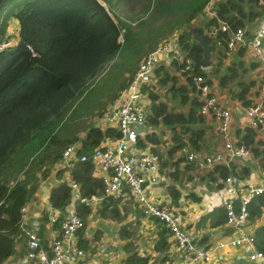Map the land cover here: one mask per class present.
<instances>
[{"label":"trees","instance_id":"1","mask_svg":"<svg viewBox=\"0 0 264 264\" xmlns=\"http://www.w3.org/2000/svg\"><path fill=\"white\" fill-rule=\"evenodd\" d=\"M210 1L0 0V263L15 252L16 241H24L19 226L20 208L32 197L66 144L79 140L77 155H88L85 160H72L68 166L80 196L102 193L101 177L92 173L89 155L104 137H117L119 132L109 126L85 123L78 135L74 127L76 116L81 112L99 116L105 111L138 62L170 36L181 56L199 58L202 48L184 28L186 24L198 23L215 61L210 70L193 62L185 69L184 59L178 57L154 66V79L141 86L149 100L145 126L152 129L136 134L135 144L150 143V151L158 154L162 166L183 145L210 153V141L214 137L216 141L220 134L208 130L206 117L199 111L201 100L192 81L194 74L202 75L209 83L215 80L245 107L253 104L260 93L264 108V93L254 90L256 80L251 77L255 67L259 73V61L251 56L245 61L244 46L226 48L229 29L244 28V36H251L249 27L262 16L264 6L257 0H213V14L206 15L203 9ZM9 17L17 21L16 40L12 42L7 40L6 32ZM220 21L227 24L225 30H220ZM228 53L230 58L224 63L222 59ZM117 58L120 67L101 85L99 107L91 109L99 103L97 99L84 107L86 94ZM237 143L247 146L251 156L264 167V136L258 126L245 125ZM193 167L196 168L193 163L185 166ZM205 172L215 187H222L226 175L245 177L249 166L234 159L227 164L214 162ZM179 175L176 167L170 179L179 180ZM168 188L175 200L177 190ZM47 199L58 210L51 226L58 230L55 238H60L61 214L70 199V187L59 182L50 188ZM125 199L103 196L95 211L103 217L122 219L128 201ZM191 199L198 200L199 196L191 195ZM253 201L252 214L258 215L260 206L264 207V196H256ZM74 208L85 222L89 205L76 199ZM201 218L210 225L223 223L224 208L215 205ZM45 220L43 213L42 221ZM156 225L159 240L155 248L161 250L167 245L169 232L158 219ZM42 229L43 224L39 227L41 236ZM253 243L264 252V225L255 227ZM83 244L78 241L77 245L82 248ZM146 258L134 253L124 262L143 264ZM235 264L253 263L237 259Z\"/></svg>","mask_w":264,"mask_h":264},{"label":"built area","instance_id":"2","mask_svg":"<svg viewBox=\"0 0 264 264\" xmlns=\"http://www.w3.org/2000/svg\"><path fill=\"white\" fill-rule=\"evenodd\" d=\"M211 2L203 9L204 14L212 15ZM257 4L264 6V0H257ZM220 30H225L227 24L219 22ZM264 13L256 21L251 36H244V28L229 29L226 39V48L244 46L251 57L259 61L260 71L257 82L261 94L264 93ZM163 57V58H162ZM178 57L184 59V67L188 68L192 60L189 56H181L174 38H168L152 51L148 52L139 62L131 76L127 79L112 104L101 114L99 121L105 127L115 128L119 135L110 145L103 142L94 146L89 157L106 170L101 176L102 193L98 196H80L78 184L70 179L71 203L63 210L60 220V238L51 239V247L44 248L39 235V224L34 221L24 225L22 220L25 205L20 208L21 220L19 226L25 229L23 264H72L86 256V251L72 243L63 242L72 237L78 229L82 228L84 221L76 212L73 200L79 199L89 205L103 196L116 198L125 196L131 198L144 216L157 218L168 230L170 246L176 252V261H148L145 264H205V260L214 250V246L202 243L197 237L188 232L183 225L180 211L169 201L153 199L147 191L146 184L156 181L159 157L156 152L147 148L135 146L134 136L137 134L134 124L145 125L146 111L143 104L142 84L153 80V68L160 59ZM192 81L201 100L199 111L204 115H211L217 122V128L224 138V152L213 151L207 153L191 149L183 145L178 150L180 163H193L198 168H205L214 162L227 164L230 160L239 159L248 165L250 149L233 142L228 136V123L230 110L221 105L213 91V86L205 77L194 74ZM246 125L258 126L259 133L264 136V108L257 101L244 108ZM101 119V120H100ZM145 127V126H144ZM83 152L77 155L76 144L68 143L61 150L57 162L68 166L72 160L87 159ZM174 164L169 166V171L174 172ZM246 177V176H245ZM244 176L226 175L222 180L221 190L224 192L220 205L225 211L224 224L230 227L229 239L216 242L215 246L231 245L245 246V258L253 264H264V252L255 248L253 243L254 232L249 223L251 216V203L256 196H264V182H247ZM251 211V212H250ZM58 210L48 206L45 213L46 219L52 222ZM50 254V255H48ZM121 264H129L121 262Z\"/></svg>","mask_w":264,"mask_h":264},{"label":"crops","instance_id":"3","mask_svg":"<svg viewBox=\"0 0 264 264\" xmlns=\"http://www.w3.org/2000/svg\"><path fill=\"white\" fill-rule=\"evenodd\" d=\"M255 24L256 21L251 27H249L251 33ZM210 56L214 62L215 54L210 52ZM249 56L250 55L246 50V55L244 57L245 61L250 59ZM229 58L230 54L228 53L222 61L227 63ZM204 69L208 70L207 67ZM220 70H223V68ZM258 70V67H255L252 70L251 77L256 80L254 90L258 89ZM211 84L218 102L230 110L228 136L233 142L237 143L239 132L246 125V117L244 113L245 106H242L238 100L231 98L226 89L221 88L215 80L212 81ZM146 97V94H143V104L147 103L145 101ZM257 101L261 102L260 93L256 96L255 102ZM100 116H96L95 119L99 121ZM205 117L208 130H212L214 134H218L219 136L220 133L217 128L216 120L211 115H205ZM98 123L99 124H96V126L101 128L105 127L102 121L101 123L100 121ZM151 129L152 128L145 126L143 131H139L137 134L142 135L145 131ZM165 136H167V134H165ZM214 138L210 141V152H224V138H222L221 135L216 141ZM114 140L115 137L106 136L100 141V143L103 142V145H110ZM79 142V140L74 141L76 144V152L80 144ZM149 144L150 143L147 142L145 146L138 144H135V146L137 145L150 150ZM205 152L208 153V151ZM179 155L178 151H176L166 165L162 166L158 163L156 181L146 184L148 193L155 200L169 201L182 214V221L185 229L197 237L202 243L214 246V250L212 254L206 258L205 264H235V260L237 259L247 260L244 256L245 246H215L217 241H225L229 239L230 227L225 225L224 222L210 225L208 220L202 219L201 216L205 215L213 206L220 205V202L224 197V192L221 190V186L215 187L211 179L205 174V170L209 166L205 168L193 167L186 169L185 166L187 164L179 162ZM247 159L249 173L246 175L245 180L252 183L264 182V167H261L256 158L251 156V154ZM90 160L92 163V173L94 175L101 177L106 173V170L99 166L97 162L93 161L91 158ZM235 161L237 162V160ZM171 164H174L177 167L180 174L179 177L181 176L179 180L172 181L170 179L172 172L169 171V166ZM68 166H62L56 160L46 177L36 187L32 197L24 203L25 211L22 217L24 225H29L34 221L38 222L39 227L43 224L42 239L45 246H47L49 240L54 238L58 232V230L51 226V222L47 219L42 221V214L47 212V208L50 205L47 195L50 188L61 181H64L65 184L68 185L67 182L71 179ZM57 169H60V171L57 172ZM169 186H173L177 190V197L175 200L170 196ZM191 195H197L199 196V199L193 200L191 199ZM123 198H126L125 200L128 201H125L126 208L122 219L98 215L95 208L100 199L95 201L92 205L88 204L90 211L86 215L83 227L75 232L72 237L64 239L63 241L75 245L78 244L79 241V243H84L83 245L85 247L82 246V249L86 248V256L72 264H121L126 257H129L134 253L147 257L143 264L150 259L166 262L176 261L177 254L170 246L169 234H167L166 237V247L161 250L155 248L156 242L159 240L157 236V218L144 216L131 198L125 196H123ZM70 203L71 199L66 203L64 209H66ZM253 203L255 202L253 201L251 205H253ZM72 204L74 205V200L72 201ZM249 223L253 232L257 225H264L263 206H260V212L258 215H251ZM19 241L20 240L16 241L15 244V248L17 249L15 254L23 252L25 249L24 241H20L21 244ZM7 261H11V264H18L19 258L18 256L11 255L1 264H9Z\"/></svg>","mask_w":264,"mask_h":264},{"label":"rangeland","instance_id":"4","mask_svg":"<svg viewBox=\"0 0 264 264\" xmlns=\"http://www.w3.org/2000/svg\"><path fill=\"white\" fill-rule=\"evenodd\" d=\"M211 3L213 2V0H211L210 1ZM209 2V3H210ZM208 3V4H209ZM208 4H206V5H208ZM205 5V6H206ZM205 6H204V8H205ZM16 24H17V21H16V19L15 18H13V17H9V19L7 20V24H6V32L8 33V36H7V40L9 41V42H12V41H14V40H16V30H17V27H16ZM168 38H171V36L170 37H168ZM167 40V39H166ZM168 57H166L165 59H161V61H165V62H167L168 61ZM210 60H211V62H213V60H212V58H211V56H210ZM161 61H159V62H161ZM158 62V63H159ZM119 67H120V58H117L113 63H112V65L110 66V68H109V70H108V72L105 74V76H103L102 78H101V80L99 81V82H97V84H95L94 85V87H93V89H92V91L91 92H89V93H87L86 94V96H85V99H84V107H86L87 105H90L91 103H92V101L93 100H98V102L100 101V91H101V85L102 84H104V83H106L108 80H109V78L110 77H112L116 72H117V70L119 69ZM208 68V70H210V67L208 66L207 67ZM221 68H223V66H221L220 67V69ZM152 79H153V77H152ZM144 94H146L145 92H143ZM145 101L147 102L146 104H145V111L147 112V104H148V102H149V100H148V98L146 97L145 98ZM100 103L101 102H99L98 104H97V106H96V104H94L92 107H91V109H93L94 107H99V105H100ZM104 111H102L100 114H99V116L103 113ZM96 115H97V113H95V114H89V113H86V112H81L80 114H77V116H76V119H77V121H76V124L74 125V127H75V129H76V132L78 133V135H81L82 134V132H83V125L85 124V123H87V124H91V125H96V124H99L98 122V120L97 119H95L96 118ZM204 115V114H203ZM145 125H143L142 127H143V129L145 128L144 127ZM143 129H142V131H143ZM146 132V131H145ZM25 229H22V228H20V233L23 235V237L25 238ZM168 232H169V230H168ZM170 234V233H169ZM39 235H40V233H39ZM40 237H41V241H43V239H42V236L40 235ZM20 242V241H19ZM51 240H49V242H48V244H47V246H45L44 244H43V247L44 248H48V246L49 247H51ZM20 244H21V242H20ZM75 245V244H74ZM76 246H77V244H76ZM78 247V246H77ZM24 251L23 252H18L17 254H15L16 253V251H17V249L15 248V252L13 253V254H11V255H13V256H18V258H19V263L18 264H23V261H24V259H23V255L25 254V251H26V246H25V244H24ZM11 255H9V256H11ZM48 255H50V254H48ZM84 257H82V259H83ZM6 259V258H5ZM4 259V260H5ZM3 260V261H4ZM2 261V262H3ZM148 261H156V260H152V259H150V260H148ZM147 261V262H148ZM1 262V263H2ZM9 264H11V261H7ZM13 262V261H12ZM0 263V264H1Z\"/></svg>","mask_w":264,"mask_h":264},{"label":"water","instance_id":"5","mask_svg":"<svg viewBox=\"0 0 264 264\" xmlns=\"http://www.w3.org/2000/svg\"><path fill=\"white\" fill-rule=\"evenodd\" d=\"M190 34L191 38L196 41L202 48L201 56L199 58L190 57L194 65H198L201 68H206L211 65L210 50L208 44L205 42V34L199 31V25L197 22L186 24L184 26ZM142 123L134 124L136 132L142 131Z\"/></svg>","mask_w":264,"mask_h":264}]
</instances>
